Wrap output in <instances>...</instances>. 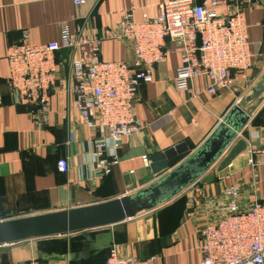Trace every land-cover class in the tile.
I'll list each match as a JSON object with an SVG mask.
<instances>
[{
  "label": "crops",
  "instance_id": "crops-1",
  "mask_svg": "<svg viewBox=\"0 0 264 264\" xmlns=\"http://www.w3.org/2000/svg\"><path fill=\"white\" fill-rule=\"evenodd\" d=\"M167 1L90 0L77 8L72 0H0V220L102 203L148 188L157 181L147 171L151 155L185 143L189 153L171 163L176 167L202 146L239 98L244 99V110H255L237 140L264 146V95L250 105L244 103L264 76V0L244 12L253 55L248 82L236 81V93L224 90L210 96L207 80L200 77L188 92L180 93L175 87L181 66L179 48L170 45L166 63L153 70L154 81L138 89L135 116L142 130L124 140L119 163L107 176L100 177L94 170L96 133L81 124L70 93V51L60 53L62 84L51 94L48 125L34 122L30 112L35 109L18 103L8 85L7 53L23 33L33 44L60 42L61 25L66 23L72 34L81 29L89 36H102L105 29L120 24L126 11L136 23L145 17L157 19ZM100 53L107 62L134 59L124 41H103ZM61 161L68 162L67 170L60 168ZM233 185L242 187L241 207L264 200V166L252 170L246 151L224 171L209 170L193 189L171 201L185 200L173 222L161 213L163 207L157 208L156 215L143 213L112 227L0 247V264H105L112 248L139 260L155 258L149 264H200V233L213 220L209 200ZM199 195L203 198L198 211L189 217L188 203Z\"/></svg>",
  "mask_w": 264,
  "mask_h": 264
},
{
  "label": "built area",
  "instance_id": "built-area-1",
  "mask_svg": "<svg viewBox=\"0 0 264 264\" xmlns=\"http://www.w3.org/2000/svg\"><path fill=\"white\" fill-rule=\"evenodd\" d=\"M89 1L72 0L77 8ZM259 2L168 0L157 19L145 17L142 23H136L133 14L126 11L120 24L105 29L102 36H89L81 29L72 34L64 23L60 42L47 44L31 43L25 32L20 43L8 49L9 88L18 103L35 109L30 112L34 122L48 125L51 94L62 84L60 53L70 51V93L81 124L96 133L94 170L100 177L107 176L119 163L124 140L142 130L135 116L138 89L154 81L153 70L166 63L170 45L179 48L181 66L176 71L175 87L180 93L188 92L200 77L207 80L210 96L224 90L236 93V81L248 82L246 72L252 67L253 55L244 12ZM219 8L225 12H217ZM106 40L126 42L132 49L133 62L102 60L100 48ZM243 100L239 98L237 104ZM246 152L252 170L264 166V146L247 145ZM59 166L62 170L69 167L67 161ZM198 181L184 191L193 189ZM241 189L239 185L227 187L220 197L209 200L213 220L200 233V264H264V200L241 207ZM201 198L190 199L189 217L198 211ZM154 259L139 260L112 248L106 264H149Z\"/></svg>",
  "mask_w": 264,
  "mask_h": 264
},
{
  "label": "water",
  "instance_id": "water-1",
  "mask_svg": "<svg viewBox=\"0 0 264 264\" xmlns=\"http://www.w3.org/2000/svg\"><path fill=\"white\" fill-rule=\"evenodd\" d=\"M263 95L264 76L244 103L250 105L262 100ZM242 105L233 102L202 146L176 167L172 168L171 163L189 153L185 143L151 155L147 171L157 181L148 188L102 203L0 220V247L112 227L174 200L223 157L249 123L251 111L255 109L247 112ZM246 148L245 141H237L218 170L222 172L230 167Z\"/></svg>",
  "mask_w": 264,
  "mask_h": 264
},
{
  "label": "trees",
  "instance_id": "trees-1",
  "mask_svg": "<svg viewBox=\"0 0 264 264\" xmlns=\"http://www.w3.org/2000/svg\"><path fill=\"white\" fill-rule=\"evenodd\" d=\"M19 43H17V44H19ZM184 204H185V200H183V199L179 200V201L173 203L171 206L165 208L161 213H166L168 215L169 221L173 222L177 218H179L180 208H182ZM160 219H161V214H160ZM1 220H7V219H1ZM110 252H111V249L108 250L106 262L110 256ZM150 258H152V257H150ZM150 258H148L146 260H149ZM106 262H105V264H106ZM27 264H30V263H27Z\"/></svg>",
  "mask_w": 264,
  "mask_h": 264
},
{
  "label": "rangeland",
  "instance_id": "rangeland-1",
  "mask_svg": "<svg viewBox=\"0 0 264 264\" xmlns=\"http://www.w3.org/2000/svg\"><path fill=\"white\" fill-rule=\"evenodd\" d=\"M251 111V110H250ZM247 112H249V111H247ZM224 158V157H223ZM222 158V159H223ZM222 159H220L217 163H215L214 165V167H212L210 170H215V168L217 167H219V165H220V163H221V161H222ZM176 199V198H175ZM175 199L172 201V202H174L175 201ZM172 202H167V203H165L164 205H162L161 207H158V209H161L162 207H163V209H165V208H167V207H169L170 205H172ZM158 211L159 210H153V211H151V212H146L145 214L146 215H149V216H151L153 213V215H156L157 213H158Z\"/></svg>",
  "mask_w": 264,
  "mask_h": 264
}]
</instances>
